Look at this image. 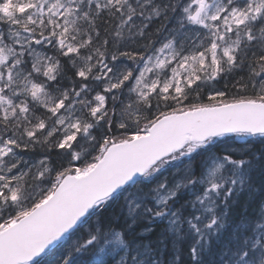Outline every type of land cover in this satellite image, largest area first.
<instances>
[{
  "label": "snow or ice",
  "instance_id": "obj_1",
  "mask_svg": "<svg viewBox=\"0 0 264 264\" xmlns=\"http://www.w3.org/2000/svg\"><path fill=\"white\" fill-rule=\"evenodd\" d=\"M257 137L264 0H0V264H264Z\"/></svg>",
  "mask_w": 264,
  "mask_h": 264
},
{
  "label": "rangeland",
  "instance_id": "obj_2",
  "mask_svg": "<svg viewBox=\"0 0 264 264\" xmlns=\"http://www.w3.org/2000/svg\"><path fill=\"white\" fill-rule=\"evenodd\" d=\"M50 54V53H49ZM216 88L219 89V86L216 85ZM256 141L254 147L257 148H261V147H264V145H261L259 143V141L262 139V138H252ZM238 147L240 146H244L243 144V141H239L238 144H237ZM123 203V201H120ZM169 255L170 253H166L165 256H164V259L167 260L169 258ZM60 258V250H50L49 254L46 255L45 257H43V261H44V264H56V261Z\"/></svg>",
  "mask_w": 264,
  "mask_h": 264
},
{
  "label": "trees",
  "instance_id": "obj_3",
  "mask_svg": "<svg viewBox=\"0 0 264 264\" xmlns=\"http://www.w3.org/2000/svg\"><path fill=\"white\" fill-rule=\"evenodd\" d=\"M218 86H219V88H223V83H221V84H217ZM229 91H231V89L229 88L228 89ZM205 102H207L206 101V98H205ZM257 148H259V147H257ZM123 203L122 202H119L118 204H116V205H113V209H115V210H119V208H120V205H122ZM121 223H123V221H121Z\"/></svg>",
  "mask_w": 264,
  "mask_h": 264
}]
</instances>
